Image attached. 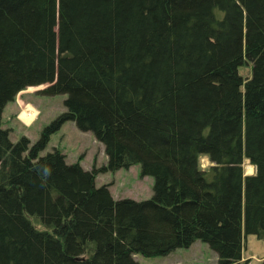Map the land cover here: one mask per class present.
I'll list each match as a JSON object with an SVG mask.
<instances>
[{
	"label": "trees",
	"instance_id": "16d2710c",
	"mask_svg": "<svg viewBox=\"0 0 264 264\" xmlns=\"http://www.w3.org/2000/svg\"><path fill=\"white\" fill-rule=\"evenodd\" d=\"M44 84L63 111L33 142L0 127V264H138L195 240L248 264L242 235L264 240V0H0V118ZM65 121L105 164L40 154ZM133 164L150 197L95 185Z\"/></svg>",
	"mask_w": 264,
	"mask_h": 264
},
{
	"label": "rangeland",
	"instance_id": "374dc122",
	"mask_svg": "<svg viewBox=\"0 0 264 264\" xmlns=\"http://www.w3.org/2000/svg\"><path fill=\"white\" fill-rule=\"evenodd\" d=\"M242 77L250 74V65L238 68ZM44 85L31 86L19 91L13 101L5 104L0 118V127L8 132L9 139L16 141L24 136L33 142L40 129L63 111L62 100L65 95H43ZM59 150L67 163H78L84 169L100 167L105 164V154L102 145L88 131L78 130L72 121H65L58 130L50 134L49 139L40 154ZM200 168H207L209 162L205 156L198 158ZM243 174L254 172V167L246 159L241 163ZM96 186L106 184L114 199L130 198L142 200L152 193V177L139 174V165L133 164L127 168L115 171L96 172ZM264 255V240L254 234L242 235V260L248 264H260ZM138 264H214L215 254L208 246L199 241H193L187 248H176L164 256L136 255Z\"/></svg>",
	"mask_w": 264,
	"mask_h": 264
}]
</instances>
